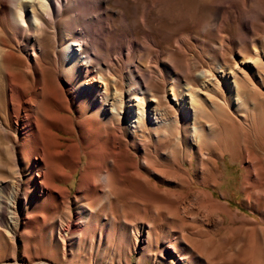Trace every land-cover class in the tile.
Instances as JSON below:
<instances>
[{"label":"bare ground","instance_id":"obj_1","mask_svg":"<svg viewBox=\"0 0 264 264\" xmlns=\"http://www.w3.org/2000/svg\"><path fill=\"white\" fill-rule=\"evenodd\" d=\"M133 1L136 3L138 0H0V66L5 69V73H0V88L4 89L5 94V105L0 110V134L7 141L5 146L4 143L0 144V149L7 153L5 158L0 152V228L8 232L12 241L20 234V224L25 223L22 221L25 218L24 200L28 198L29 189H35L34 175L39 177V194L43 198L57 193L65 202L71 197V190L56 183L50 168L59 175H55L59 181L68 182L81 168L84 154H88L90 159L82 171L75 196L79 212L76 213L74 222L71 221L60 232L63 241L74 236L76 245L84 243L85 232L89 229L86 217L89 203L84 204V200L90 193H94L93 202L99 204L98 211L103 210L105 204L110 209L111 197L114 195L112 180L115 175L118 177L121 173L119 170L125 165L136 167L133 173L135 176L146 168L156 171L159 166L170 178L181 175V168L175 167L178 165L177 160L174 159L168 166H161L148 158L144 134L148 131V134L154 131L157 141H160L161 133L166 138L176 136L175 145L178 150L184 151L182 148L187 144L192 156L198 159L194 172H209L215 183H218L220 174L216 170V158L210 157L209 151L214 147L213 142L217 137L220 144H223L219 147L220 155L228 151L232 159L251 162L245 168V181H248L251 172H256L258 166L251 159L250 149L244 140V143L239 142L231 147V141L227 145L224 138L229 124L234 125L236 121L240 126L242 124L239 118H235L236 111L249 110L250 104L254 105V109L264 107L261 88L264 86V37H258L260 29L254 26L255 20L261 18L258 21L264 27V12L252 7L247 13L243 11L240 24L238 23L241 30L235 39L232 37L235 47L231 45V50V36L228 38L225 34L226 27L229 26L227 18L230 17L222 16L223 27L218 31H223V34L217 31V27H220L217 22L225 4L233 1L220 0L218 7L210 9V16L203 27L177 36L168 46L169 52L161 49L158 54L153 53L151 45H156V42L152 38L153 34L144 28L147 43L132 38L125 50L120 49L111 56L106 38L112 32L113 22L109 6L130 4ZM156 1L153 0L151 5H156ZM262 1L264 4V0ZM135 9L132 25H138L142 21L147 26V13L144 11L139 14L138 3ZM48 23L56 33L57 46L62 48V68L55 63V73L53 66L42 64L39 56L29 55L25 63L15 69L12 64L16 62L15 57L19 59L20 54L7 39L15 41L18 50H32L34 53L36 50L42 51L41 40ZM207 29L216 34L212 37L213 42L209 44L208 51H200L205 60L197 57L186 71L174 66L171 60L177 49L179 54H183L180 65L187 67L186 61L189 59L186 50L190 47L187 42L192 39L195 43H202ZM218 45L225 51H219ZM229 51L231 56L228 55ZM231 60L234 63L232 68L229 65ZM204 61H208L209 65L206 66ZM117 66L122 68L121 74L117 73ZM120 80L123 82L121 85ZM161 81L167 82V87L165 94L158 98L154 87ZM220 92L222 97H218ZM2 110L4 114H1ZM75 110L78 115H74ZM171 117L179 119L174 126L171 125ZM202 119L206 121L208 128L204 127L206 124H201ZM68 122L77 124L82 142L88 139L94 127L98 139L91 140L92 143L86 146L74 143L62 151V132H74ZM220 123L222 126L217 129L215 125ZM99 139H103V142L99 143ZM137 147L142 151L141 158L135 163L123 162L124 154L131 153L130 148ZM192 156L190 160L193 161ZM68 157L71 159V166H68L73 167L71 173H68L66 166ZM31 158L35 159L34 165L27 164ZM24 164H27L26 167ZM202 182L206 184L208 178L204 177ZM243 187L247 196L252 198L255 193L254 185L245 184ZM112 214L114 215L113 212ZM25 224L27 226L28 223ZM181 229L180 235L176 234L167 241L172 259L177 264H194L190 255L197 253L200 256L198 248L195 244H190L189 238ZM151 234L148 229L145 242L149 241ZM184 241L190 244L192 250L181 246ZM65 243L64 251L65 245L67 246ZM198 263L200 264L199 259ZM35 264L53 263L40 261Z\"/></svg>","mask_w":264,"mask_h":264},{"label":"rangeland","instance_id":"obj_2","mask_svg":"<svg viewBox=\"0 0 264 264\" xmlns=\"http://www.w3.org/2000/svg\"><path fill=\"white\" fill-rule=\"evenodd\" d=\"M219 1L157 0L156 5L152 6L153 0H138L136 3H138L139 14L144 11L147 13V26L142 21L138 25H132L135 18V1L130 4H110V13H112L114 20L112 19L113 22H111L112 32L106 37L109 43V55L114 56L123 48L125 50L126 45H130L128 42L132 38L147 43L143 31L145 29L153 34L152 38L156 42V45L150 44L152 47L150 50L153 53L158 54L166 49V52H169L168 46L170 47L177 36L186 34L188 31H198L203 27V23L208 20L211 10L219 6ZM232 1V3L229 1L228 4H225L222 15L217 22V26H220L217 27V31L220 28L222 30L223 17H226L225 15L230 17H226L229 26L227 25V33H225L228 38L231 36L229 38L231 41V44L229 43L230 50L235 45L233 42L235 36L241 30L239 25L241 16L247 13L251 7L264 12L262 0ZM260 19L255 20L254 26L256 29H260L258 37L262 39L264 27L260 26V21H258ZM50 25L46 27L42 36V51L36 50L34 53L32 50H18L16 42L7 39L13 47L17 48L15 51L20 54L19 59L15 57L16 64H12L16 67L15 69H19L29 55L31 57L39 56L38 59H41L42 64L47 63L53 66L55 73L57 71L55 63L62 68V48L57 46L56 33ZM238 25L239 27H237ZM215 34L216 32L207 29L203 34L202 43H195L189 39L187 45L190 47H188L189 50H186L189 59L186 61L187 67L184 69L183 66L185 65H180L183 54H179L177 49L173 53L174 56L172 55L173 65L175 64L174 66H179L180 69L186 71L190 68L189 66L193 65L197 57L205 60L200 53L203 50L208 51L209 44L213 42L212 37ZM219 34H223V31ZM173 47L176 46L173 44ZM217 48L219 51H225L219 45ZM230 52L229 56H231ZM60 61L62 62L60 63ZM177 61L178 63H176ZM204 64L207 66L209 62L204 61ZM229 65L231 68L234 67L232 60ZM121 70L122 68L116 67L117 73L121 74ZM4 71V67L0 66V73H5ZM119 83L121 85L123 82L120 80ZM166 87L167 82L165 81L155 84V93L158 98L165 94ZM261 88L264 93V86ZM4 95V89L0 88V110L2 105H5ZM222 95L221 92L218 93V97H222ZM88 108L87 105L86 109L88 110ZM254 108V105L250 104L249 110L236 111L234 113L235 118H239L242 124L240 126L237 121L234 125L229 124L228 133L224 138L228 142L227 145L232 144L231 147L239 142H245L246 146L249 147L251 159L254 160L258 168L256 172H251L248 181L244 179L245 168L250 166L251 162H246L245 159H232L228 151L224 155H220L219 147L223 144H220L219 137H217L218 141L214 139V147L209 151L210 157L216 158V170L220 174L218 183H215V179L209 172L201 171L197 174L194 172L193 168L198 159L196 156H192L187 144L182 148L184 152L176 147V136L166 138L161 133L160 141H157L154 131H151V134H148V131L144 133L145 140L147 139L145 143L148 158L161 166H168L177 160L178 165L176 164L175 167L181 168V171L179 170L181 175L177 174V176L170 178L159 166L156 171L146 168L135 176L133 173L136 167L125 165L122 170H119L121 173L118 174V177L115 175L112 180L111 186L114 195L111 197L110 209L105 204L104 209L98 211L99 204L93 202L94 193H90L84 200V204L89 203L86 209L89 229L85 232V244L76 245L74 236L67 237L63 241L60 232L70 225L71 221V223L74 222L73 219L79 212L75 196L82 171L89 162V155L84 154L81 168L69 178L68 182L59 181L57 177L59 175L52 171V167L50 168L52 177L54 176L53 178L57 180L56 183L71 190V197L65 202L57 193L52 197L43 198L39 194V177L35 174V189L33 191L29 189L28 198L24 200L25 218H22V221L27 222V226L25 223L20 224L18 227L20 234L17 235L15 241H12L4 228H0V264L13 261H21L25 264H35L40 261H49L53 264H177L172 259L167 241L174 238L176 234L180 235L181 228L189 238L187 240L190 241V244L193 243L198 248L200 256L197 253L190 255L194 264H197V259H199L200 264H264V149H262L264 148V107ZM1 114H4V110L1 111ZM217 114H224V112H217ZM74 115H78L77 110L74 111ZM177 120H179L177 117H173L170 120L171 125L174 126ZM73 124L71 123L70 126L74 131L73 133L62 132L64 137L61 140L62 151L67 150L71 144L86 146L92 143L91 140L98 139L94 127L90 132L94 134H89L88 139L82 142L78 133L79 128L77 124ZM201 124L204 126L206 121L202 119ZM220 124L215 125L217 129L222 126V123ZM204 127L208 128L207 124ZM1 136L0 134V144L3 145L4 143L3 146H5L7 141L4 136ZM229 141H231L230 144ZM102 142L103 139H99V143ZM204 149L206 150L205 147ZM0 150L1 154L7 158L5 150ZM130 152L129 154L123 153L125 155L122 159L123 162L135 163L141 158L142 151L139 147L130 148ZM133 155H137L138 158ZM191 156L193 161L190 160ZM67 161V171L71 173L73 167L68 166H71L70 157L67 158ZM34 162L35 159L31 158L27 164L34 165ZM27 164H24V167ZM202 177L208 178L206 184L202 182ZM245 184L254 185L255 193L252 198L247 196L243 187ZM28 216L31 218L28 219ZM93 223L94 227L92 228ZM148 229L151 230L152 234L150 239L148 238L149 241L145 242L144 237L147 236ZM64 242L67 244L65 251L63 250ZM184 242L180 245L186 250H192L190 244L187 241Z\"/></svg>","mask_w":264,"mask_h":264}]
</instances>
